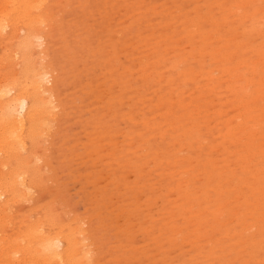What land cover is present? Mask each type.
Masks as SVG:
<instances>
[{
	"label": "bare ground",
	"instance_id": "1",
	"mask_svg": "<svg viewBox=\"0 0 264 264\" xmlns=\"http://www.w3.org/2000/svg\"><path fill=\"white\" fill-rule=\"evenodd\" d=\"M109 1L101 0L107 4ZM142 1L136 0L132 7L120 2L119 7L128 10L123 19L135 11L144 13ZM224 1L227 5L228 1L241 5L247 2ZM47 2L0 0V264H107L110 256L113 257V264H119L115 256L122 253H127L128 257L132 254L129 257L131 264H148L152 259L151 247H164L162 255L166 260L159 264H232L233 261H236L234 264H249L247 261L250 258H260L262 261L259 264H264V239L256 235L264 228V212L262 208H256L257 200L264 199V189L258 186L256 194L257 186L249 178L252 166L257 167L252 161L262 162L264 169V77L257 68H248L239 82L244 87L255 84L260 90L254 95L244 91L246 95L241 98L244 109L238 110L235 100L240 94L238 77L225 74L227 66L224 62L229 61V53H225V49L214 53L217 67L213 70L214 67L208 66L205 61L212 52L201 48L209 43L206 39L215 37L211 30H205L206 23L214 29L219 27V39L229 42L226 37L231 32L226 22L220 18L218 25L216 19L209 20L211 14L219 17L226 14L228 7L221 14L214 12L213 0H203L205 8L198 9L195 26L185 24L188 17L168 11L154 14L147 10L144 23L137 29L133 28L130 18L125 20L123 25L130 31L133 53L124 58L118 68L119 74L123 72L130 92L128 96L121 97L114 83L120 75L113 74L111 79L104 75L106 57L95 55L92 38L83 44L82 38H77L72 31L75 21L80 14H84V8L95 9L100 1L68 0L67 8L72 15L62 24L64 34L93 63L90 77L80 76L75 55L65 58L61 49L57 48L58 38L54 29L45 27L50 19L45 11ZM249 16L240 14V21H250V28L260 32L261 42L248 44L245 48L241 44L239 47L242 51L237 53L247 67L253 55L260 57L264 54V10L258 14L254 8ZM166 29H169V34L161 35ZM138 40H142L148 48L140 60L135 59L134 54V43ZM187 40H193L200 47L187 49ZM113 44L120 49L129 43L113 41ZM45 46H49L45 53L53 56L50 66L40 64L41 61L35 63L36 55L41 52L40 49L44 52ZM32 56L34 63L29 61ZM183 59H189V66L179 68ZM258 61L260 63L261 60ZM6 63L14 69L3 73ZM154 65H160L159 69H153ZM147 68L148 76L152 74L149 84L140 78L141 71ZM170 74L174 76L169 78ZM70 75L77 79L71 80ZM82 81L87 82L84 91L79 90ZM107 81V86L100 84ZM155 83H165L168 94L154 91L156 86L152 85ZM206 83L215 88L221 103L220 110L213 113L218 119L214 128L219 126V129L211 130L209 122L208 125L205 123L206 135L211 132L215 134L214 138H208L202 130L195 133L190 128L198 124L196 119L204 108L202 102L206 99ZM98 89L111 93L107 97V105L102 103ZM151 91H154V98H157L161 109L157 122L145 108L149 101L147 94ZM258 98L262 100L261 107L255 106ZM59 99L64 105L73 104L68 114L62 117L60 126L66 129L78 125L82 129L80 126L83 123V130L80 131L86 135V144L81 149L78 134L63 133L53 154H45L41 165H53L66 180H78L83 174L81 165L78 164L74 170L70 167L86 156L94 166L88 167L84 185L98 190L100 183L95 180L100 176L96 165L109 172L105 201L110 200L118 209L109 213L98 202L94 212L88 203L97 199L88 196L85 191L81 192V196H85L89 216L105 214L114 228L113 232L117 233L120 229L116 238L117 253L114 255L109 254L106 245L108 236L103 234L98 240L97 231L88 236L86 228L76 225L64 213L56 214L51 205L41 203L27 216L15 210L30 202V192L42 187L36 181L38 161L34 158L29 163L24 160L29 159L31 149L40 147L42 139L51 133L52 122L57 116L55 104ZM167 99L171 105L165 109ZM177 99L181 100L183 108L176 102ZM123 107L125 111L122 113ZM142 108L145 113L139 120L136 115ZM85 111L88 113L84 117L82 114ZM105 112L107 116L98 120ZM248 115L250 121L256 120L255 124L248 123ZM113 122H123L125 129L112 131ZM27 145H30V150L24 156ZM101 146L107 147L104 154L98 151ZM221 149L224 156H221ZM209 150L212 155L200 163L201 156ZM159 157H163V162L158 160ZM202 168L208 176L213 172L217 175L224 169L223 184L214 185L213 180L200 179L196 174ZM241 169L245 170L243 176ZM141 206L147 209L146 212L141 211ZM121 211L127 218L132 217L147 225L144 240L139 244L140 251L136 249L139 245L128 246L124 227L117 226L113 221ZM153 211L161 220L150 219ZM14 215L17 217L14 218ZM97 223L98 231L106 232L103 228L107 220ZM219 227L224 229L219 244L209 240L211 244L194 248L184 261L179 259L182 246L202 235L221 230ZM88 240L94 243L95 240L101 241L103 245L97 247L89 244ZM155 240L158 244L153 245L151 242ZM94 249H97L95 256L91 253ZM174 253L178 254L177 261Z\"/></svg>",
	"mask_w": 264,
	"mask_h": 264
},
{
	"label": "rangeland",
	"instance_id": "2",
	"mask_svg": "<svg viewBox=\"0 0 264 264\" xmlns=\"http://www.w3.org/2000/svg\"><path fill=\"white\" fill-rule=\"evenodd\" d=\"M67 1L68 0H48L45 11L49 13L50 19L48 21V25H45V27H51L54 29L55 36L58 38V41L56 43V46L58 49H61L62 56L65 58H68L71 55H75L74 59H77V66L78 70L80 71V76L83 75V77H90L92 74V65L93 63L86 59L85 55L82 54L80 51V48L75 44L72 43L71 38L64 34V29L62 27L63 22L70 17L71 10L67 8ZM100 3L98 6H96L95 9H90L88 7H85L84 14L79 16V18L74 23V28L72 29L74 35L77 34L82 38L83 44L87 43V40L92 38L94 53L96 56H102L104 55L106 57V60H104L106 64V69L103 71L104 75L109 77L111 79L113 74H119L118 68L119 65L123 63V59L127 56L131 55L133 53V48L130 43V31L126 28V25H123L125 20L130 18V22L133 23V28L137 29L140 24H143L145 21V14L147 10H150L154 14L158 13H165L166 11L173 13L174 15L178 16H186L188 17L185 20V24L188 26H195L196 25V15L198 12V9L204 10L205 4L203 3V0H143L141 4V8L144 11V13L141 12H133L130 14L125 20L124 15L127 13L126 8H120V2H126L129 7H132L136 0H111L109 1V4L102 3L101 0H99ZM215 3L214 12H219L223 14L225 10H228L226 14L221 15L220 17L216 14H211L209 16V20L216 19L217 23L219 25L220 18H222L226 23L225 25L229 26V31L231 32L227 34L226 39H228L229 42H224L218 37V33L220 31L219 27L216 29L211 28L208 23L205 24V30H211V32L215 33V37L206 39L209 43L204 45L201 48L206 49L208 52H212L210 56L206 57V64L208 66L214 67L213 70L216 69L217 64H215V59L213 57L215 52H219L220 49H225V53H229L228 58L229 61H225L224 64L227 66V71L225 74H231L234 77H238L237 85L240 88V94H238L235 98L236 105L238 107V110L244 109V105L242 102V97H244L246 94L244 91H248L249 95H254L256 92L260 90V87H256V85L252 86H246L239 82L241 80L242 76H244L247 73V70L249 67L251 68H257L261 75L264 77V54H261L260 57H257L253 55L251 63H249V66H245L242 63V60L240 59V56L238 55V51H242L239 47L244 45V48L250 44L254 45L255 43L261 42V36L260 32L258 30H253L250 28V21H240L241 15L249 16L252 14L254 8L257 9L258 14L264 10L262 9L264 2L263 0H247L244 4H238L234 3L232 1H228L227 5L224 0H213ZM61 4L60 6H58ZM231 5V6H230ZM86 6V5H85ZM230 6V7H229ZM213 12V13H214ZM250 17V16H249ZM154 18H157L155 16ZM247 20V19H246ZM263 29H264V20L262 21ZM50 24V25H49ZM193 30V29H192ZM154 33V31H151ZM161 35L169 34V29H166L160 33ZM191 38V37H190ZM66 41V42H65ZM113 41H116V43L122 42V41H128L129 44H126L124 47H121L120 49H116L113 44ZM239 44H238V43ZM230 43V44H227ZM135 47V59L140 60L144 57V52L148 49L145 47V44L142 40H138L137 43H134ZM186 47L187 49L191 46H199L197 45L193 40H187L186 41ZM233 45H236L237 47L233 48ZM200 47V46H199ZM49 48V46L44 47V52L41 51L39 54L36 55L37 59L35 63H38L44 66H50L52 63V58L50 54L45 53V50ZM78 48V49H77ZM262 50L264 51V46H262ZM262 52V51H261ZM261 60L260 63L258 59ZM184 62L179 65V68L188 67L189 66V59H183ZM29 61L31 63H34V56L30 57ZM156 62L158 63V55L156 58ZM6 70H4L3 73H7L14 69V66H10V63H6ZM34 65V64H31ZM160 65H154L153 69H159ZM178 68V69H179ZM19 69V66H18ZM188 69V68H187ZM229 69V70H228ZM68 70V67L66 68L65 72ZM149 69H143L140 74V78L143 82H147L149 84L151 75L148 76ZM120 79L115 83L116 87L119 91V96L126 97L130 92L128 91L126 81L123 76V72H120ZM158 76L157 74H155ZM174 74H170L169 78L173 77ZM71 80L77 79L76 76L70 75L69 77ZM161 80V79H160ZM85 81H82L80 84V91H84L87 89ZM102 86L109 85V81L107 82H100ZM52 84H50L51 86ZM183 82L181 81L180 86L182 87ZM152 86H156V89L154 91H163L164 95H167L165 83H155ZM259 88V89H258ZM264 89V85L262 87ZM101 94V101L102 103H105L107 100V97L111 95V93L108 90L104 89H98L97 90ZM151 91L147 94V97H149V101L146 102L148 105L145 106L147 111L152 115V117L157 122L158 119H156L158 116L161 115V109L159 107V102L157 101V98H154L153 92ZM264 94V91H263ZM205 97L206 99L202 104H204V108L202 109L199 117H197L196 121H198V124H193L190 126L191 129L196 133L200 130L203 131V133L206 135L207 131L205 130L206 126L205 123L208 125L207 121L209 122V128L211 130H217L218 128H214L215 125H218V119L213 115L215 110H220L221 103L219 101L218 93L213 88L211 83H206V90H205ZM156 101H153V100ZM264 99V98H263ZM152 101V102H151ZM181 108H183V105L181 104V100L177 99L176 101ZM56 118L52 122V129L51 133H49L46 137H44L41 141L40 147L34 149L32 148L30 151V158L24 160V162H28L29 160L34 158L35 161H38L36 164V172L37 177L36 181L39 183V185H42L40 189H36L34 192H30L29 195V201L25 204L20 205L19 207L15 208L17 213H22L23 216H27L32 212V209L35 208L37 205L43 203L46 205H51L53 207L54 212L56 214L64 213V216L66 218L74 220V223L78 226H82L86 228L87 235L93 236V232L97 231V237L98 240L102 237L103 234L108 236V242L107 247L110 255H114L117 253V243L116 238L117 234L120 232V229L117 233L113 232V227L111 226V222L109 221V218H107V215L102 213H96L95 216L91 217L87 214V210L85 208V202L84 198L85 196H81V192L85 191L88 196H93L97 200L93 201V203H88L90 206V209H92L94 212L95 207L98 206V202L101 203L109 213H111L114 209H118V207H115V205L111 204V201L109 200L107 203L105 199L107 198L105 196V188L107 185V178L109 177V172H107L105 169L102 168L101 165H96L99 169V176L100 178L95 180L96 183H100V189H96L90 185H84L85 179L88 176V167L94 166L91 164V159L83 156L81 160H78L75 165H72L70 168L71 170L76 169L77 165L80 164L83 169V174L81 175V178L78 180H74L69 178L66 180V178L58 173L53 165L51 167L46 166L45 164L41 165V160L43 159L44 155L47 154L48 156H51L53 154V150H55L57 140L62 136L63 133L71 134H78V145L81 149L86 144V135L80 130H83L82 124L81 128L79 129V126L77 125H71L70 127L64 129L60 126V122L62 117L68 114L69 109L73 106V104L64 105L62 103V100L59 99L56 102ZM107 105V102L105 103ZM171 103L167 99L165 109H168ZM261 107L262 100L258 98L256 100L255 106ZM200 107V106H199ZM124 107L123 111L124 112ZM88 113V111H85L82 115L85 117V115ZM145 113L144 108L141 109L140 112L137 113V118L139 120H142V115ZM107 116V112H105L98 120H103ZM246 120L250 124H255L256 120L253 122L250 121V116L248 115L246 117ZM154 121V122H155ZM211 124V125H210ZM112 131L120 132L125 129V124L123 122H113L111 124ZM256 129L258 126L255 127ZM201 132V131H200ZM239 134V133H238ZM208 138L215 137V134L209 132L206 135ZM107 147L102 148L99 147L98 151L103 152V154L106 152ZM30 150V145H27V151L24 152V156H27L28 151ZM212 152L209 150L205 155L201 156L200 163L205 162L207 159H209ZM243 153V152H242ZM221 156H224V151L221 149ZM158 160H162L163 157H159ZM89 163L91 165H89ZM253 164H256L257 167L252 166L250 177L253 179L255 186H257L255 193L257 194V190L259 187H262L264 189V169L262 162H255L252 161ZM32 165V164H31ZM255 165V166H256ZM242 167V166H241ZM222 171H219L221 173H217V175L213 172L212 175L208 176L207 172L205 171V168H202L201 170L198 169V172L196 175H199L200 179L205 180H213V184H223L224 181V169ZM244 169L240 170L241 175H244ZM116 173V171L114 172ZM83 180V181H82ZM198 180V179H197ZM197 180H195L197 182ZM262 183V184H261ZM234 185V183L232 182ZM259 186V187H258ZM264 199L263 200H257L256 208L260 209L262 208V211L264 212ZM146 208L144 206H141V211L146 212ZM241 208L239 209L240 212ZM17 217L14 215V218ZM117 219H114V223L119 227H124L125 235L127 239L129 240L128 246L132 245H139L144 240L143 237L147 231V225L141 223L140 221L135 220L134 218H127L123 212L121 211L117 215ZM102 219H106L107 223L105 227L103 228V231L106 230V232H99V226L97 222H100ZM150 219L157 220L159 219L158 213L153 211L151 213ZM161 220V219H159ZM221 230L212 231L208 235H202L198 237L197 239L193 240L192 243L185 244L182 246V251L179 253V259H183V261L187 258V256L192 254V250L194 248H198V246H201L203 244H211V241H216L217 244H219V241L222 239V230L223 228L219 227ZM256 235L264 239V228L258 230L256 232ZM91 241L88 240V243L93 245H103V242L95 240ZM153 245L158 244V241L155 240L151 242ZM164 246V243L162 244ZM134 246V247H136ZM141 246H137V251H140L139 248ZM104 248V247H103ZM98 249V248H97ZM97 249H94L91 251L92 255L95 256V253ZM163 248H154L151 247L150 256L152 257L151 261L148 264H159L162 263V261H165L166 259L163 258ZM99 253L100 250L98 249ZM170 253H173L170 251ZM141 254V252H140ZM175 254V261H177V253ZM132 254H129V257H131ZM118 258L119 264H131V261L127 255V253H122L121 255L115 256ZM248 259V257H247ZM246 259V260H247ZM250 262L249 264H259L260 258H255L254 261L253 258L248 259ZM236 261H233L232 264H234ZM107 264H113V257L110 256V260L107 262ZM134 264H136L134 262Z\"/></svg>",
	"mask_w": 264,
	"mask_h": 264
}]
</instances>
